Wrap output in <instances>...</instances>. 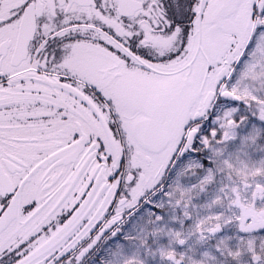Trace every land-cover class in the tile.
<instances>
[{
	"label": "snow or ice",
	"instance_id": "6c2138e0",
	"mask_svg": "<svg viewBox=\"0 0 264 264\" xmlns=\"http://www.w3.org/2000/svg\"><path fill=\"white\" fill-rule=\"evenodd\" d=\"M0 264H264V0H0Z\"/></svg>",
	"mask_w": 264,
	"mask_h": 264
}]
</instances>
